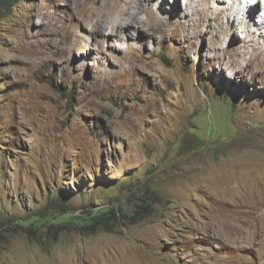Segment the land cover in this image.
<instances>
[{
	"label": "rangeland",
	"instance_id": "rangeland-1",
	"mask_svg": "<svg viewBox=\"0 0 264 264\" xmlns=\"http://www.w3.org/2000/svg\"><path fill=\"white\" fill-rule=\"evenodd\" d=\"M150 1L0 10V264H264V23Z\"/></svg>",
	"mask_w": 264,
	"mask_h": 264
},
{
	"label": "bare ground",
	"instance_id": "bare-ground-1",
	"mask_svg": "<svg viewBox=\"0 0 264 264\" xmlns=\"http://www.w3.org/2000/svg\"><path fill=\"white\" fill-rule=\"evenodd\" d=\"M87 1L90 2L91 9H92V18H94V21L89 24L90 31L94 35L109 33V35L116 36L118 34H121L124 28H126V31H129L130 30L129 28H133V27L139 28L137 26L141 27V23L143 22V21L142 22L140 21V16H139L140 13H146L150 17H154L153 15L154 9L152 7L147 6V4L146 5L144 4L145 2L150 1V0H87ZM190 1L197 2L199 0H190ZM237 1L239 0L231 1L233 2V4L231 5V9L232 11L236 12L238 15V13L240 12L238 11V8H236V5H235V2ZM218 2L225 3V0H218ZM83 8H85V6ZM227 11L229 10L226 9V7H223L221 8L219 15H224L227 13ZM253 14L254 12L251 13L252 18H254ZM111 16H114L115 19L112 20ZM157 18L158 17H156V19ZM262 22L264 23V21ZM94 27H97V29L96 30L93 29Z\"/></svg>",
	"mask_w": 264,
	"mask_h": 264
},
{
	"label": "clouds",
	"instance_id": "clouds-1",
	"mask_svg": "<svg viewBox=\"0 0 264 264\" xmlns=\"http://www.w3.org/2000/svg\"><path fill=\"white\" fill-rule=\"evenodd\" d=\"M233 2L230 3L232 5ZM236 8H238V15L245 17L247 21H256L257 15H259V22L262 24L264 21V0H239L235 2ZM254 12V18L251 17V13Z\"/></svg>",
	"mask_w": 264,
	"mask_h": 264
},
{
	"label": "trees",
	"instance_id": "trees-1",
	"mask_svg": "<svg viewBox=\"0 0 264 264\" xmlns=\"http://www.w3.org/2000/svg\"><path fill=\"white\" fill-rule=\"evenodd\" d=\"M13 1H15V0H0V10H2V9H5V5L6 6H10L11 5V3H13ZM75 220V219H74ZM93 221H95V222H98V220L95 218V220H93ZM94 223V222H93ZM93 225H95V224H93ZM84 227H91V225L90 224H88L87 223V221L85 222V224H84Z\"/></svg>",
	"mask_w": 264,
	"mask_h": 264
}]
</instances>
